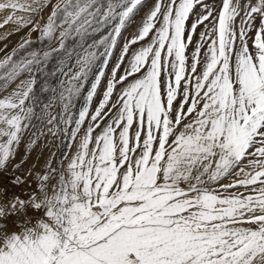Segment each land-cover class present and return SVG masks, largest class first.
<instances>
[{"label":"snow or ice","instance_id":"snow-or-ice-1","mask_svg":"<svg viewBox=\"0 0 264 264\" xmlns=\"http://www.w3.org/2000/svg\"><path fill=\"white\" fill-rule=\"evenodd\" d=\"M0 17V264H264V0Z\"/></svg>","mask_w":264,"mask_h":264},{"label":"rangeland","instance_id":"rangeland-1","mask_svg":"<svg viewBox=\"0 0 264 264\" xmlns=\"http://www.w3.org/2000/svg\"><path fill=\"white\" fill-rule=\"evenodd\" d=\"M0 19H2V17H0ZM0 31H3V30H0ZM20 35H22V33ZM33 38H35V34H33ZM18 39H19V35L13 36L11 38V44L9 46L11 47L12 45H14L17 42ZM44 154L47 155V151H45ZM33 155L35 156V153ZM17 159H19V157H17Z\"/></svg>","mask_w":264,"mask_h":264},{"label":"built area","instance_id":"built-area-1","mask_svg":"<svg viewBox=\"0 0 264 264\" xmlns=\"http://www.w3.org/2000/svg\"><path fill=\"white\" fill-rule=\"evenodd\" d=\"M2 179L4 180V183L7 184V182H8L7 175H5ZM14 190L17 191V192L21 191V189H14Z\"/></svg>","mask_w":264,"mask_h":264}]
</instances>
